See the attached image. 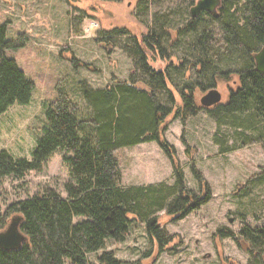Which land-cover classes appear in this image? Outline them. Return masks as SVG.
<instances>
[{
    "label": "trees",
    "instance_id": "obj_1",
    "mask_svg": "<svg viewBox=\"0 0 264 264\" xmlns=\"http://www.w3.org/2000/svg\"><path fill=\"white\" fill-rule=\"evenodd\" d=\"M194 5L191 1L188 10L173 12L189 16L177 27L172 14L156 15L154 26L146 25L148 31L141 38L121 27L105 32L107 38L130 36L124 50L135 62L143 87L131 80H113L114 84L98 89L81 87L91 112L87 118L82 117L79 103L59 93L46 106V125L31 160L14 158L0 149V180H22L29 172H41L58 152L71 177L65 185L66 197L51 191L14 202L5 212L0 197V231L8 217L19 214L28 237L19 250L0 248V264H125L114 251L105 250L106 241H125L134 222L145 224L158 253L167 251L172 238L162 228L160 212L176 222L211 198L208 191L200 196L188 189L175 148L162 137L165 119L171 114L185 123L205 109L219 127L234 129L235 139L242 144H264V74L255 69L254 61L264 45V0H222L217 17L208 12L194 17ZM7 33V24L0 25V115L14 104H29L36 89L17 61L7 56L17 46ZM158 59L167 61L165 68H153L151 62ZM233 76L238 84L227 101L208 106L205 98L216 91L218 81ZM152 141L171 160L174 183L122 185L115 152ZM217 142L223 153L229 150ZM192 169L203 182L196 167ZM259 177L264 180L263 175ZM240 235L252 250L264 251V227L244 226ZM102 250L96 260L90 258ZM255 262L261 264L259 259Z\"/></svg>",
    "mask_w": 264,
    "mask_h": 264
},
{
    "label": "rangeland",
    "instance_id": "obj_2",
    "mask_svg": "<svg viewBox=\"0 0 264 264\" xmlns=\"http://www.w3.org/2000/svg\"><path fill=\"white\" fill-rule=\"evenodd\" d=\"M191 1L197 2L0 0V25L7 24V38L17 45L7 51V56L15 59L36 85L29 104H14L0 115V149L14 158L31 160L46 125V106L59 93L79 103L82 117L87 118L91 112L81 87L104 88L114 84L113 80H131L143 87L135 62L124 50L130 36L107 38L105 32L121 27L141 38L147 26H154L156 15L172 14L177 27L189 16L183 18L173 12L186 9ZM151 64L159 70L166 67L167 61L158 59ZM236 80L233 76L218 81V103L227 101L230 90L238 84ZM166 102L164 96L163 103ZM162 137L175 148L188 189L200 196L208 191L210 200L176 222L160 212L162 228L172 238L163 253H158L157 246L150 242L145 224L137 222L130 226L125 241L109 239L105 250L114 251L125 264L140 260L142 264H248L250 254L246 253L240 230L244 226L264 227V180L259 177L264 176V144H242L235 139L234 129L219 127L205 109L188 117L185 123L174 114L166 117ZM218 139L229 148L227 152L221 151ZM115 155L124 186L161 182L172 185L175 181L173 164L156 141L120 148ZM192 167L201 173L203 182L196 179ZM69 181V170L58 152L41 172H29L22 180H0L3 211L14 202L51 191L66 197L65 185ZM219 231L235 236H221ZM149 251V256L144 257ZM102 252L90 258L96 260Z\"/></svg>",
    "mask_w": 264,
    "mask_h": 264
},
{
    "label": "water",
    "instance_id": "obj_3",
    "mask_svg": "<svg viewBox=\"0 0 264 264\" xmlns=\"http://www.w3.org/2000/svg\"><path fill=\"white\" fill-rule=\"evenodd\" d=\"M222 5V0H197L191 8V13L197 17L202 12H208L215 17L219 15V9ZM255 69L264 74V45L254 54ZM207 105L218 103L220 96L216 91L209 93L206 98ZM204 99V101H205ZM24 222V217L19 214H14L8 220L6 227L0 231V248L12 251L19 250L28 240L27 235L22 231L21 227Z\"/></svg>",
    "mask_w": 264,
    "mask_h": 264
},
{
    "label": "flooded vegetation",
    "instance_id": "obj_4",
    "mask_svg": "<svg viewBox=\"0 0 264 264\" xmlns=\"http://www.w3.org/2000/svg\"><path fill=\"white\" fill-rule=\"evenodd\" d=\"M136 71L133 70L132 73H135ZM217 92V91H216ZM218 95L220 96L221 94L217 92ZM245 248H246V253L250 254V261L248 264H256V259L260 260L261 264H264V251H255L252 250L249 242L245 241ZM231 264H237L234 261H231Z\"/></svg>",
    "mask_w": 264,
    "mask_h": 264
}]
</instances>
